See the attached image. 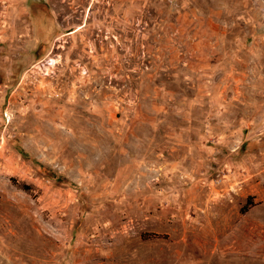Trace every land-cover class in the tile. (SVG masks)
I'll list each match as a JSON object with an SVG mask.
<instances>
[{
	"label": "rangeland",
	"instance_id": "1",
	"mask_svg": "<svg viewBox=\"0 0 264 264\" xmlns=\"http://www.w3.org/2000/svg\"><path fill=\"white\" fill-rule=\"evenodd\" d=\"M0 264H264V0H0Z\"/></svg>",
	"mask_w": 264,
	"mask_h": 264
}]
</instances>
